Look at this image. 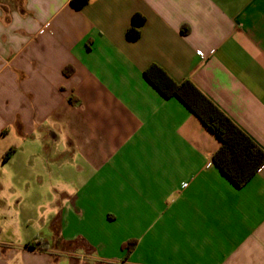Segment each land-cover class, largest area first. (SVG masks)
<instances>
[{
    "label": "crops",
    "instance_id": "crops-1",
    "mask_svg": "<svg viewBox=\"0 0 264 264\" xmlns=\"http://www.w3.org/2000/svg\"><path fill=\"white\" fill-rule=\"evenodd\" d=\"M71 3L0 0V264H264V166L236 188L145 77L190 81L264 150V0Z\"/></svg>",
    "mask_w": 264,
    "mask_h": 264
},
{
    "label": "trees",
    "instance_id": "trees-1",
    "mask_svg": "<svg viewBox=\"0 0 264 264\" xmlns=\"http://www.w3.org/2000/svg\"><path fill=\"white\" fill-rule=\"evenodd\" d=\"M88 0H72V6L82 8ZM142 21L133 18L129 39L139 38L137 27ZM146 79L166 98L176 97L193 113L221 143L213 155V163L236 187L245 186L264 166V150L257 146L211 100L203 95L190 81L175 83L156 65L145 72ZM14 153L10 149L5 159ZM28 248L37 250L40 243L32 242Z\"/></svg>",
    "mask_w": 264,
    "mask_h": 264
},
{
    "label": "rangeland",
    "instance_id": "rangeland-1",
    "mask_svg": "<svg viewBox=\"0 0 264 264\" xmlns=\"http://www.w3.org/2000/svg\"><path fill=\"white\" fill-rule=\"evenodd\" d=\"M64 202H67V200L66 199H58V200H55L56 205H61ZM38 210H39V214H40L41 213V210H50V209L48 207L46 209L45 208H38Z\"/></svg>",
    "mask_w": 264,
    "mask_h": 264
},
{
    "label": "built area",
    "instance_id": "built-area-1",
    "mask_svg": "<svg viewBox=\"0 0 264 264\" xmlns=\"http://www.w3.org/2000/svg\"><path fill=\"white\" fill-rule=\"evenodd\" d=\"M199 55H200V56H203V54H202L201 52H199Z\"/></svg>",
    "mask_w": 264,
    "mask_h": 264
}]
</instances>
